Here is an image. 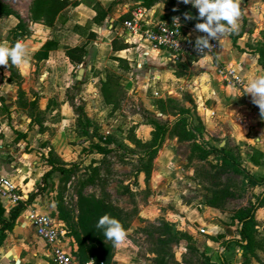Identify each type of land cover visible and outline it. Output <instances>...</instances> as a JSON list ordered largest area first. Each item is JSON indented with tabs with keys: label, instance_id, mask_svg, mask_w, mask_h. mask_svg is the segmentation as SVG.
<instances>
[{
	"label": "rangeland",
	"instance_id": "rangeland-1",
	"mask_svg": "<svg viewBox=\"0 0 264 264\" xmlns=\"http://www.w3.org/2000/svg\"><path fill=\"white\" fill-rule=\"evenodd\" d=\"M0 1L23 19L27 17L24 8L29 0ZM81 1L90 6L95 0ZM161 1L167 7L175 6L174 0ZM240 1L243 5L238 6L241 14L248 1ZM250 5L253 15L247 18L239 16L238 28L229 36L233 39L241 37L243 47L240 51L256 60L259 55L264 61V0H254ZM132 6L133 0H112L110 3V15L115 13L113 17L117 19L111 35L120 41L126 35L120 19ZM12 19L11 16L0 15V45H12L7 30ZM25 25L27 35L17 41L34 40L31 29L27 27L29 23L25 22ZM108 25L107 20L102 24L105 30ZM104 40L103 37L100 40L90 73L78 81L76 72L73 69L64 71L61 63L57 72L46 76L44 66L31 61L30 73L25 77L18 74L16 65L11 63L8 69L12 79L9 96L16 108L12 109L15 118L7 121L5 132L0 129V174L8 173L5 175L16 182L27 198L42 186L41 176L51 168L50 163L71 167L68 173L51 172L45 190L31 202L35 211L50 213L65 228H75L78 192L94 196L106 192L128 220L125 237L115 244L113 251L114 259H122L124 264H264L251 252L252 248L240 253L237 252L240 249L237 244L230 250H223L220 244L209 243L212 234L207 222L185 218L186 211L195 207L197 200L201 204L197 208L203 214L208 194L215 195L222 211L229 215L248 208L252 203L250 196L254 192L246 191L243 173H234L229 165L213 154H206L209 146L217 145L221 138L209 136L207 139L204 136L206 123L202 121L213 120L219 111H215V116L208 120L203 118L198 108V96L202 101L204 94L173 92L180 82H174L170 76L160 78L164 81L162 85L152 84L157 70L154 63L161 57L150 55L153 64L147 61L145 67L137 68L136 63L146 60L148 54L135 49L138 44L131 39L129 43L133 49L123 53L133 57L131 77L120 73L108 55ZM22 45L24 54L30 55L25 49L28 47ZM90 50L92 53L96 51L93 46ZM219 50L211 59H217ZM200 61H191L189 65L202 71L198 66ZM166 69L167 73L172 72L176 76L193 73L188 65L181 68L168 64ZM5 70V65L0 68V84L8 76L3 75ZM108 70L118 75L124 89L115 111L103 104L97 87L99 75ZM160 75L166 76L165 72ZM214 83L213 89L217 90L220 84ZM237 88L238 95L246 94L243 88ZM170 89L171 93L168 92ZM247 98L245 103L248 102L250 109L237 110L235 102V111L241 110L246 118L257 114L260 121H264L258 106L252 103V98ZM155 125L165 126L166 132L160 147L149 158V154H145L148 147L141 143L154 138ZM184 135L187 137L181 138ZM229 146L233 151L241 149L237 144L230 143ZM98 147L107 152L99 153ZM146 167L149 170L147 176L144 174ZM229 187L233 190L230 191ZM29 207L22 210L17 227L11 232L12 239L1 246L0 264H54L42 253L43 246L38 251L41 244L29 239L34 236L29 224ZM199 229L205 230L200 232ZM66 247L75 254L73 251L77 245L73 235L68 236ZM220 254L224 262L220 260ZM76 262L79 264L77 259Z\"/></svg>",
	"mask_w": 264,
	"mask_h": 264
},
{
	"label": "crops",
	"instance_id": "crops-1",
	"mask_svg": "<svg viewBox=\"0 0 264 264\" xmlns=\"http://www.w3.org/2000/svg\"><path fill=\"white\" fill-rule=\"evenodd\" d=\"M78 1V4L75 6H68L65 9H63L56 17L54 24L52 26H46L40 22H31L29 21V12L28 8L30 5L31 0L28 1L27 6L25 9L26 18L22 20L24 22H28L29 25L28 28L31 29V36L34 40L22 42L25 44L28 48L26 49V52L30 55L23 56V59L20 63L15 64L17 68V73L20 74L22 77H25L27 74L30 73L31 69V61L37 63V65L44 66V70L46 72V76L50 75V72L56 71L59 68L58 65L61 63L64 67V71L67 69H73V71L76 72V77L78 75V70L82 68V73L80 75V78H84L85 76H88L91 69V64H94L96 61V54L98 50V46L100 44V40L102 37L105 39L104 42L107 44L106 50H108L109 57H120L124 59L129 69L123 70L117 66V62L113 60L117 66L118 69H120V73L127 74L129 77H131L130 67L131 60L133 57L125 56L123 53L126 51H130L133 49V47H130V40H133L138 46L135 48L141 49V52L148 54L144 59H140L141 62L136 63L137 68H143L145 67V63L151 62L152 59H149L150 55L157 54L160 55L161 58L158 59V61H154L156 63L154 68H157V70L154 71L153 78H152V84H160L162 85L163 82L160 81V78H167L168 76L171 77V79H175L174 82L179 81L180 83L175 86L173 89V92L180 93L182 91H188L191 94H194V92H198L199 94L204 97V100L201 101L202 97L198 96L200 98L199 100V106L198 108L201 110V113L203 114V118L205 117L207 120L213 116H215V111L218 112V115L213 119L209 121H202L205 122V133L204 136L208 139L209 136L211 137H218L220 136V140L218 141L217 145L213 146H224L229 153L238 161L241 167H243L251 176L255 177L256 179H261L264 177V121H260V116L257 114H252L251 117L246 118L242 116V112L237 111L239 108L243 110L248 111L250 109V106H248L247 97L251 98V95L246 93L244 95H238L236 91L238 90L237 87H241L246 92V85L249 80L252 79V77L260 72H264L261 67L257 64V60L247 54L246 52H241L242 49V39L241 37L238 38H230V33L226 34L222 41H220V53L217 54V59H211L214 55H206L203 57H194V56H185L180 61H170L166 57L163 56V54L152 47L148 42L146 41H140L133 37L128 36L126 33L124 40L120 41L119 38L116 36H112L114 27L117 25V19L113 17V14L115 16V13L110 15V3L112 0H95L102 7L105 9L109 7V12L106 16V18L102 21L101 24H96L93 22V17L95 16V12L92 10L91 6L95 2H93L90 6L81 0ZM248 4L244 5V7L241 10V14L239 15L242 18L251 17L253 15V7L250 5L253 3L254 0H247ZM175 6L171 5V7H167L164 5V3L161 0H154L148 7L143 6L141 3V0H133V6L131 9H129L127 12L123 13V17L126 15L129 17L130 11H132L135 7L141 6L147 9L148 13L155 16H163L167 14L171 15H179L184 23V30L186 32L185 35H187L190 38H196L198 37V32L195 29L194 25L195 23L199 22V20L194 19L192 16L191 19H185V14L175 13L177 11L178 5H185L186 7H192L191 4H184L182 3V0H174ZM243 4V3H242ZM239 7L243 6L241 5V1L239 0ZM23 11V10H22ZM18 12V11H17ZM21 14V11L18 12ZM13 19L10 21V26L7 28L9 31L10 28H12L15 23L17 22V19L10 15ZM8 17V16H6ZM26 20V21H25ZM107 20L109 22L108 29L105 30L103 28L102 24L104 21ZM122 21V18L120 19ZM249 22V20H248ZM121 25V23H120ZM122 28V27H121ZM238 28V27H237ZM123 30V29H122ZM93 33V36H91L88 39V34ZM26 34L23 37H26ZM20 39V38H18ZM46 40H51L55 43V46L52 47L48 53L46 58L44 59H36L34 54L36 51H38L43 43ZM17 41V40H16ZM138 41V42H137ZM85 44V50L86 53L84 55V60L81 65H73L70 63L68 58L65 56L64 51L69 48L76 45H82ZM112 45L116 48L120 47L121 45H126L125 48L114 50L112 48ZM92 46L95 48V53H92L90 50ZM218 52V51H216ZM215 52V53H216ZM133 53V52H132ZM95 54V55H94ZM94 56V57H93ZM112 59V58H111ZM198 60H201L199 62V67L202 69L200 71L199 69L194 67H191L189 65L193 61L195 63ZM192 61V62H191ZM144 62V63H143ZM11 63V62H10ZM143 63V66H142ZM223 63V64H222ZM150 64V63H149ZM174 65L181 68H186L188 65L191 70L193 69V73L191 74H185L182 73L181 75L176 76V74L167 73V65ZM225 65H231L235 71V74L242 79V84L240 86L237 85H228L226 84L219 74H217L218 69L221 66ZM4 65H0V68H3ZM6 70L3 73V75L8 76L5 78V81L0 84V129L5 132V128L7 127V121H13V118H15V113L12 111V109L16 108L14 105H12V99L10 98L9 91L11 89L10 82L12 81L10 74L11 71L8 67V63L5 65ZM151 66H149V69ZM166 67V68H165ZM217 69V72L215 71ZM55 72V73H56ZM165 72V77L163 75H160L161 73ZM106 73H111L114 76L116 73L108 70L104 71L99 75L98 79V92H99V86L100 81L104 79V76ZM170 74V75H169ZM44 74L42 76L45 77ZM90 76V75H89ZM120 79V78H119ZM219 83L220 87L217 90L213 89V82ZM80 80V79H79ZM76 81H78L76 79ZM122 83V82H121ZM214 83V84H215ZM15 84V83H14ZM17 85V84H16ZM166 87L167 84H164ZM19 86L17 85L16 89L18 90ZM155 93L156 90L154 91ZM169 93L172 92V90H168ZM10 95V96H9ZM4 98V99H3ZM14 99L15 96H12ZM162 98V97H159ZM201 101V102H200ZM236 102L237 110L235 111L233 103ZM4 104V105H3ZM12 105V106H11ZM238 105V106H237ZM248 109V110H247ZM9 111H12L9 113ZM212 113V114H211ZM178 139V137H175ZM236 145L241 147L238 151L230 148L229 144ZM213 154V153H209ZM212 156L217 158V155L213 154ZM235 173V172H234ZM5 174H8L6 172H2L0 175L6 176ZM7 177V176H6ZM14 181V180H13ZM15 182V181H14ZM245 182V189L246 191L252 190L254 192L253 196L251 193L252 198V204H254L257 199L264 193V181L261 183H250L247 181L246 178H244ZM16 183V182H15ZM22 190V189H21ZM229 190H233V188L229 187ZM23 192V190H22ZM198 201V200H197ZM196 201L195 207L192 206L188 208V211H186V217L191 218L192 220H203L207 222V225L209 226V232H211V239L209 243H214L221 246L222 241L229 240V239H238V233H237V227L238 224L234 220V222L231 221V215L227 214L225 211H222L220 203L218 200H216L213 196V194H208L206 196V200L203 204L204 212L203 214H200L199 209L197 208V205L200 206V202ZM33 202V201H31ZM29 203L25 207H29V209L34 208L32 207L34 203ZM249 205V202H245L244 204ZM31 204V205H30ZM0 205L4 207L5 212L8 211L10 208L9 203L6 201H0ZM249 205V206H251ZM44 213H46L44 211ZM20 217V216H19ZM17 218V220L19 219ZM16 220V224L18 221ZM254 231H253V242L254 246H252L251 252L254 253L257 258L264 261V204L259 205L254 212ZM17 227L16 225L11 230V232ZM205 230V229H204ZM33 231V229H32ZM11 232L7 235L5 240L2 243V247L6 245L8 241L12 239ZM34 236L32 238H29L31 240H34L41 244L39 245L38 251L42 250V253L46 255L47 257H50L44 243L39 239L36 234L33 231ZM27 238V237H25ZM67 241V240H66ZM236 243H232L228 246L227 249L230 250L231 246ZM43 248L41 249V247ZM222 248V247H221ZM223 249V248H222ZM226 249V250H227ZM262 249V251H261ZM1 250V247H0ZM36 250V249H35ZM237 252L243 253L241 248L238 249ZM239 253V254H240ZM51 258V257H50ZM116 264H124L122 263V259H114ZM77 264V263H76Z\"/></svg>",
	"mask_w": 264,
	"mask_h": 264
},
{
	"label": "trees",
	"instance_id": "trees-1",
	"mask_svg": "<svg viewBox=\"0 0 264 264\" xmlns=\"http://www.w3.org/2000/svg\"><path fill=\"white\" fill-rule=\"evenodd\" d=\"M154 0H141L143 6L148 7ZM78 4L76 0H31L28 12H29V21L31 22H40L46 26H52L57 15L68 6H75ZM92 10L95 12L93 17V22L96 24H101L102 21L106 18L109 7L104 8L95 1L92 6ZM175 13L180 14H189L194 19H196V13L193 10V7H186L185 5H178L177 11ZM0 15L1 16H14L17 19L15 25L9 29V34L11 35L12 44L16 42L18 38L23 37L26 32V25L22 18L15 13L8 5L0 1ZM173 15H163L161 17H170ZM127 18L125 15L122 17V20ZM231 33V32H230ZM93 36V33L88 34V39ZM55 46V43L51 40H46L41 48L35 52L34 56L36 59H44L47 56L48 51ZM126 45H121L116 48L112 45L114 50L125 48ZM86 53L85 44L76 45L69 47L64 51L65 56L68 58L70 63L73 65H81L84 60V55ZM117 62V66L123 70H128L127 62L120 57H111ZM257 64L264 71V61L260 60V56L257 57ZM8 67L11 68V63L8 62ZM99 95L102 99V102L105 106L110 107L111 111H115L120 101L124 95L123 85L118 76H114L111 73H106L104 79L100 81L99 86ZM33 101H30L32 103ZM156 135L154 138L147 143H141L142 146L148 147V150L145 154H149V158L156 153L157 149L160 147L163 140L164 134L166 132L165 126L155 125ZM187 135L182 136L185 138ZM180 139V137H178ZM135 141V140H134ZM140 143L139 141H135ZM99 153H106L105 149L98 147ZM207 153H213L217 155V158L220 159L224 164L229 165V168L234 172L243 173L247 181L250 183H261L264 181V177L256 179L251 176L243 167L240 166L238 161L229 153V151L224 146H209ZM205 156V155H204ZM51 168L42 174L41 182L42 186L38 187L36 191L30 193L24 202H20L17 205H14L5 212L3 206L0 205V247L9 234L11 230L16 225V220L20 216L22 210L27 204H29L37 195L41 194L47 185V177L53 171L59 172H71V167L57 166L52 163L49 164ZM149 173L148 168L144 169V174L147 176ZM215 198V195H213ZM264 204V193L257 199V201L249 206L248 208L236 211L234 215L231 216V221L234 220L237 222V233L238 239H229L224 240L221 243L223 250H226L228 246L232 243H236L240 246L243 251H249L253 242V231H254V212L255 209ZM75 210H76V222L75 228L71 226H66L67 235L70 237L73 235L74 240L77 245V249L73 251L78 260L79 264H84V262L92 258L96 261H102L103 264H116L113 260L114 256V247L115 244L112 241L105 239L103 236L102 230L96 228L97 219L103 214L107 213L110 217L117 219L124 231L128 228V220L125 213L120 207L113 204L110 200L109 195L106 192H103L100 196L94 195H84L81 192H78L76 195L75 201ZM220 260L224 262L223 256L220 254Z\"/></svg>",
	"mask_w": 264,
	"mask_h": 264
},
{
	"label": "built area",
	"instance_id": "built-area-1",
	"mask_svg": "<svg viewBox=\"0 0 264 264\" xmlns=\"http://www.w3.org/2000/svg\"><path fill=\"white\" fill-rule=\"evenodd\" d=\"M193 10L197 14V10L195 8ZM121 27L128 36L148 42L164 57L173 62L180 61L185 56L212 55L221 48L217 40L210 39L209 43L212 46L200 53L193 46L197 37L190 38L185 35L184 23L179 15L167 18L155 16L141 6L130 11L129 17L121 21ZM197 32L198 37L206 35L198 30ZM218 74L228 85L240 86L242 84V79L235 74L231 65L221 66L218 69ZM23 194L20 187L12 179L0 175V201H6L12 207L24 202ZM29 211V224L36 236L44 243L53 263L76 264L75 256L66 247L67 229L60 225L50 213L35 211L33 208ZM199 231L204 232V229H199ZM84 264H103V262L89 258Z\"/></svg>",
	"mask_w": 264,
	"mask_h": 264
},
{
	"label": "clouds",
	"instance_id": "clouds-1",
	"mask_svg": "<svg viewBox=\"0 0 264 264\" xmlns=\"http://www.w3.org/2000/svg\"><path fill=\"white\" fill-rule=\"evenodd\" d=\"M184 4H191L197 10L196 19L202 22L195 23L196 30L205 33L194 41V48L202 53L209 49V40L215 39L220 43L224 36L233 32L238 27L239 0H182ZM185 14V19H191ZM24 56V48L21 42L16 41L10 47L0 45V65L8 62L18 64ZM251 95L252 103L259 108L260 115L264 117V72H260L247 82L246 92ZM96 228L101 229L105 239L113 244L119 243L125 237V231L121 223L107 213L96 221Z\"/></svg>",
	"mask_w": 264,
	"mask_h": 264
},
{
	"label": "water",
	"instance_id": "water-1",
	"mask_svg": "<svg viewBox=\"0 0 264 264\" xmlns=\"http://www.w3.org/2000/svg\"><path fill=\"white\" fill-rule=\"evenodd\" d=\"M82 68H80L79 70H78V75H77V77H76V79L77 80H79L80 79V75H81V73H82Z\"/></svg>",
	"mask_w": 264,
	"mask_h": 264
}]
</instances>
